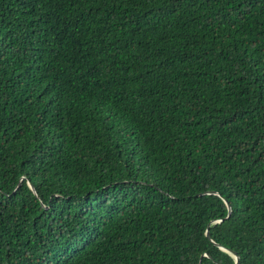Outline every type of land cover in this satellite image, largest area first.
I'll list each match as a JSON object with an SVG mask.
<instances>
[{
  "label": "trees",
  "instance_id": "16d2710c",
  "mask_svg": "<svg viewBox=\"0 0 264 264\" xmlns=\"http://www.w3.org/2000/svg\"><path fill=\"white\" fill-rule=\"evenodd\" d=\"M0 264H264V0H0Z\"/></svg>",
  "mask_w": 264,
  "mask_h": 264
},
{
  "label": "water",
  "instance_id": "95a60500",
  "mask_svg": "<svg viewBox=\"0 0 264 264\" xmlns=\"http://www.w3.org/2000/svg\"><path fill=\"white\" fill-rule=\"evenodd\" d=\"M31 189L34 190V189H33V186H31ZM230 212H231V211H230V207L228 206V214H230ZM206 235H208V230L206 231ZM235 258H236V260H235L236 263H238V262H237V260H238L237 257H235Z\"/></svg>",
  "mask_w": 264,
  "mask_h": 264
}]
</instances>
